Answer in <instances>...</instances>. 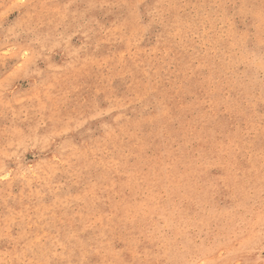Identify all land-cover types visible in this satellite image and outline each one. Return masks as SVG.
<instances>
[{
	"label": "rangeland",
	"instance_id": "1",
	"mask_svg": "<svg viewBox=\"0 0 264 264\" xmlns=\"http://www.w3.org/2000/svg\"><path fill=\"white\" fill-rule=\"evenodd\" d=\"M0 264H264V0H0Z\"/></svg>",
	"mask_w": 264,
	"mask_h": 264
},
{
	"label": "bare ground",
	"instance_id": "2",
	"mask_svg": "<svg viewBox=\"0 0 264 264\" xmlns=\"http://www.w3.org/2000/svg\"><path fill=\"white\" fill-rule=\"evenodd\" d=\"M33 241V240H32Z\"/></svg>",
	"mask_w": 264,
	"mask_h": 264
}]
</instances>
